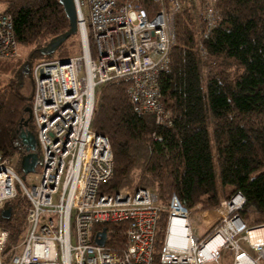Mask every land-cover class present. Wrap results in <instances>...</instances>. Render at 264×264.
Returning <instances> with one entry per match:
<instances>
[{"label": "trees", "instance_id": "obj_1", "mask_svg": "<svg viewBox=\"0 0 264 264\" xmlns=\"http://www.w3.org/2000/svg\"><path fill=\"white\" fill-rule=\"evenodd\" d=\"M131 1L148 16L161 2ZM202 8L203 0H181L174 14V42L167 66L157 76L163 122L133 110L127 80L97 87L91 127L106 136L113 160L112 176L98 191L143 187L160 204L175 194L189 213L215 209L222 197L239 191L244 198L241 217L249 226L251 221L259 224L264 222V0H215L210 27ZM0 11L11 15L17 45L31 46L20 66L18 59H0V74L13 72L6 82L0 78V154L22 176L21 158L27 151L16 128L31 96L23 95L20 77L28 75L33 58L80 52V38L76 30L52 52H42L69 27L59 0H0ZM27 128L35 135L32 119ZM216 175L221 185H230L229 193L222 186L221 195ZM26 204L20 194L5 203L10 216H0V225L8 230L3 252L24 229ZM166 216V210L158 209L149 264H161ZM99 227L107 230L106 247L122 250L124 221L97 224L94 230ZM2 264H9L8 255Z\"/></svg>", "mask_w": 264, "mask_h": 264}, {"label": "built area", "instance_id": "obj_2", "mask_svg": "<svg viewBox=\"0 0 264 264\" xmlns=\"http://www.w3.org/2000/svg\"><path fill=\"white\" fill-rule=\"evenodd\" d=\"M214 2L203 0L208 27ZM74 3L80 52L39 59L29 70L35 168L21 178L0 154V209L17 194L27 201L24 229L5 252L9 264H149L158 209L167 211L161 264H218L222 248L228 250V264H264V235L250 234L264 223L246 224L239 191L220 200L218 216L201 236L192 232L189 212L175 194L160 204L143 187L98 191L112 176L113 160L108 139L91 127L96 89L107 81L127 80L133 110L164 121L157 76L169 60L181 0H161L151 16L131 0ZM17 46L11 15L0 11V59L19 56ZM118 221H124L122 250L106 247V229L104 243H95L102 228L94 230L95 225ZM7 235L0 225V264Z\"/></svg>", "mask_w": 264, "mask_h": 264}, {"label": "water", "instance_id": "obj_3", "mask_svg": "<svg viewBox=\"0 0 264 264\" xmlns=\"http://www.w3.org/2000/svg\"><path fill=\"white\" fill-rule=\"evenodd\" d=\"M63 6L64 12L69 21V27L63 33L53 37L50 41L42 47L43 53H50L56 47L59 46L61 42H63L70 33L78 30L77 24V10L75 7L74 0H59ZM23 113H26V116L22 115L19 118L18 126L16 128L17 136L19 137L21 143L24 145L25 150L27 151L21 158V171L22 173H26L28 171H32L35 168V165L38 161V154L35 151L36 147V138L34 133L28 129L26 126L28 121L31 119V107L30 105H26L23 108ZM0 216L9 217L10 216V207L6 206L0 209ZM106 236L105 228L102 227L99 231L96 232L94 241L98 245H102L104 243V239Z\"/></svg>", "mask_w": 264, "mask_h": 264}, {"label": "rangeland", "instance_id": "obj_4", "mask_svg": "<svg viewBox=\"0 0 264 264\" xmlns=\"http://www.w3.org/2000/svg\"><path fill=\"white\" fill-rule=\"evenodd\" d=\"M17 49H18V52H19V56L14 57L13 59H18L20 61V63H19V66H20V64L24 63V61L27 59L28 53H29V51L31 49V46H26V47L17 46ZM39 59H41V58H35V59L33 58V59H31L30 66H31L32 63H34L35 61H37ZM29 70H30V68H29ZM12 74H13V72H11V71L3 72V73L0 74V78H2L3 82H6L11 77ZM20 88H21V91H22L23 95H25L26 97L31 96L32 90H33V83L31 82L30 71H29L28 75H24L23 74L20 77ZM206 107H207V105H206ZM207 112H208V110H207ZM210 142H211V146L213 147V142H212L211 135H210ZM216 179H217V186H218V189H219V192L221 193V195H222V186H224L225 192L229 193L230 185H228V184L221 185L219 180H218V176L217 175H216ZM124 190L131 191V190L127 189V188L120 189V191H124ZM223 198L224 197H222L221 199H223ZM220 200H219V202H220ZM25 206L26 205H24V208H25ZM210 210L213 211L215 209H210ZM202 211L203 212L204 211L205 212H209V210H201V211H198V212H201L200 214L202 215ZM198 212L189 213L190 226H191L192 232L195 235L201 236V235H203L206 232L207 227H205L202 224L203 221L200 218V215L198 214ZM215 214H217V216H218V213H214V211L209 213L208 215L204 216L203 217L204 221L206 223H210L211 221H213L215 219V217H216ZM262 223H264V222H262ZM256 224H258V223H256V222L253 223V221H251L250 226H253V225H256ZM241 243L244 244L243 242H241ZM5 252L3 253V255L1 257L2 261L5 259V256H7V254ZM220 253H221V255H220L219 259H218V264H227L229 262V257L227 256L225 248H222L220 250ZM204 264H217V263L215 261H209V262H206Z\"/></svg>", "mask_w": 264, "mask_h": 264}, {"label": "bare ground", "instance_id": "obj_5", "mask_svg": "<svg viewBox=\"0 0 264 264\" xmlns=\"http://www.w3.org/2000/svg\"><path fill=\"white\" fill-rule=\"evenodd\" d=\"M215 213H218L219 214V210H215ZM206 214L205 213H202V217L205 216ZM217 216V214H216ZM250 234L251 236L253 235V237L255 236H259V235H264V226H261V227H256L254 228L252 231H250ZM213 244H211L212 246Z\"/></svg>", "mask_w": 264, "mask_h": 264}, {"label": "crops", "instance_id": "obj_6", "mask_svg": "<svg viewBox=\"0 0 264 264\" xmlns=\"http://www.w3.org/2000/svg\"><path fill=\"white\" fill-rule=\"evenodd\" d=\"M209 211H212V210H209ZM205 212V211H204ZM201 212H198V214L200 215V218L202 219V224L205 226V227H207L208 226V224L209 223H206L205 221H204V219H203V217L201 216V214H200ZM202 213H203V211H202ZM213 220V219H212ZM263 235V234H262ZM243 243L244 244H242L249 252H251L252 253V250H251V248L243 241Z\"/></svg>", "mask_w": 264, "mask_h": 264}, {"label": "flooded vegetation", "instance_id": "obj_7", "mask_svg": "<svg viewBox=\"0 0 264 264\" xmlns=\"http://www.w3.org/2000/svg\"><path fill=\"white\" fill-rule=\"evenodd\" d=\"M26 127H27V126H26ZM35 151H36V147H35ZM33 170H34V169H33ZM33 170H32V171H33ZM28 172H30V171H28ZM26 173H27V172H26ZM26 173H24V174L21 176V178L24 177V175H25ZM5 207H6V206H5ZM18 239H19V238H18Z\"/></svg>", "mask_w": 264, "mask_h": 264}]
</instances>
